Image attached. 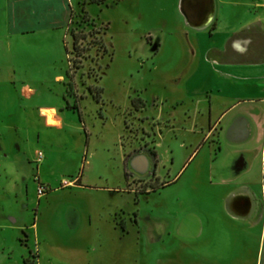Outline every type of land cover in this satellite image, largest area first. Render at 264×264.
I'll return each instance as SVG.
<instances>
[{"label":"rangeland","instance_id":"374dc122","mask_svg":"<svg viewBox=\"0 0 264 264\" xmlns=\"http://www.w3.org/2000/svg\"><path fill=\"white\" fill-rule=\"evenodd\" d=\"M181 1L0 0V264L256 260Z\"/></svg>","mask_w":264,"mask_h":264},{"label":"crops","instance_id":"0c3cea01","mask_svg":"<svg viewBox=\"0 0 264 264\" xmlns=\"http://www.w3.org/2000/svg\"><path fill=\"white\" fill-rule=\"evenodd\" d=\"M180 8L213 72L200 77L208 81L202 87L210 99L208 134L216 136L217 151L229 155L227 206L261 226L257 258L248 264H264V0H182ZM221 96L228 103L212 120L211 102ZM42 113L46 123L61 125L55 107Z\"/></svg>","mask_w":264,"mask_h":264},{"label":"trees","instance_id":"16d2710c","mask_svg":"<svg viewBox=\"0 0 264 264\" xmlns=\"http://www.w3.org/2000/svg\"><path fill=\"white\" fill-rule=\"evenodd\" d=\"M90 2H96V3H104L105 0H90ZM73 36H74V42H73V47H74V51H76V54L79 56H82L84 54V50H85V46L83 45V40L82 38H85V34H77L73 31ZM90 90L92 93L95 92L93 87H90ZM103 90V88L98 89L99 92H101ZM98 91L95 94V97L98 98L100 97V94L98 93ZM133 105H134V101H133ZM75 108V107H73Z\"/></svg>","mask_w":264,"mask_h":264},{"label":"bare ground","instance_id":"6f19581e","mask_svg":"<svg viewBox=\"0 0 264 264\" xmlns=\"http://www.w3.org/2000/svg\"><path fill=\"white\" fill-rule=\"evenodd\" d=\"M48 116L50 120H53V113L52 112H48Z\"/></svg>","mask_w":264,"mask_h":264},{"label":"built area","instance_id":"2783aa9c","mask_svg":"<svg viewBox=\"0 0 264 264\" xmlns=\"http://www.w3.org/2000/svg\"><path fill=\"white\" fill-rule=\"evenodd\" d=\"M41 188V187H40Z\"/></svg>","mask_w":264,"mask_h":264}]
</instances>
